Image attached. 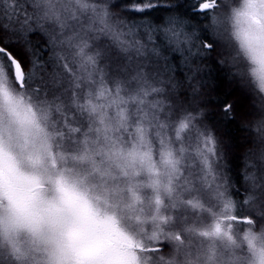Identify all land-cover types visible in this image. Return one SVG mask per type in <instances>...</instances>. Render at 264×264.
Returning a JSON list of instances; mask_svg holds the SVG:
<instances>
[{
	"label": "clouds",
	"instance_id": "1",
	"mask_svg": "<svg viewBox=\"0 0 264 264\" xmlns=\"http://www.w3.org/2000/svg\"><path fill=\"white\" fill-rule=\"evenodd\" d=\"M193 2L0 0V264H264V0Z\"/></svg>",
	"mask_w": 264,
	"mask_h": 264
},
{
	"label": "snow or ice",
	"instance_id": "2",
	"mask_svg": "<svg viewBox=\"0 0 264 264\" xmlns=\"http://www.w3.org/2000/svg\"><path fill=\"white\" fill-rule=\"evenodd\" d=\"M128 3H133V0H127ZM135 4L140 5V7H134L132 11L134 13H139V14H144V15H150L151 12H155L158 9L156 7H153V0H135ZM210 7L209 4L201 3V0H195L191 4L192 9H201L203 10L204 8ZM151 9V12L149 11ZM13 55H17L15 52H13ZM18 59H22L20 56L17 55ZM218 227V226H217Z\"/></svg>",
	"mask_w": 264,
	"mask_h": 264
},
{
	"label": "trees",
	"instance_id": "3",
	"mask_svg": "<svg viewBox=\"0 0 264 264\" xmlns=\"http://www.w3.org/2000/svg\"><path fill=\"white\" fill-rule=\"evenodd\" d=\"M226 99H227V98H225V101H222V102H226Z\"/></svg>",
	"mask_w": 264,
	"mask_h": 264
}]
</instances>
